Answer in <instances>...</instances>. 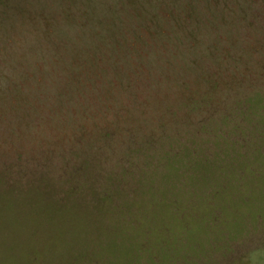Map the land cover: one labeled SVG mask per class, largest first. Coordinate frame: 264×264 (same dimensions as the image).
<instances>
[{"label":"rangeland","instance_id":"1","mask_svg":"<svg viewBox=\"0 0 264 264\" xmlns=\"http://www.w3.org/2000/svg\"><path fill=\"white\" fill-rule=\"evenodd\" d=\"M0 264H264V0H0Z\"/></svg>","mask_w":264,"mask_h":264},{"label":"trees","instance_id":"2","mask_svg":"<svg viewBox=\"0 0 264 264\" xmlns=\"http://www.w3.org/2000/svg\"><path fill=\"white\" fill-rule=\"evenodd\" d=\"M238 111H243V109L241 108V109H238V110H236V112H238ZM213 115V113H209L208 114V116H212ZM235 116V115H234ZM237 116H238V114H237ZM224 120V122L225 121H227V122H229V121H231V124H232V128L234 129V131H235V134L236 133H239V134H236L237 136H240L241 134H244V135H249V133H248V131L246 130V127L244 126V127H242L241 125H238L237 123V119L235 120V119H233L232 118V115L231 114H224V115H221L219 118H218V120ZM188 120V119H187ZM229 120V121H228ZM203 123V124H202ZM204 123H205V121H199L198 123H197V125L195 126V127H198V126H204ZM189 124H191V123H187V125H189ZM247 131V132H245V131ZM207 135L208 133L206 132V131H201L200 129L199 130H195L193 133H192V135H191V137L189 138V139H191L192 137L194 138V139H197V140H201L202 138H203V136L204 135ZM211 135H213V134H210V136ZM214 138H216V139H223V141H222V144H224V145H228V146H231L232 144H234L235 146H237V145H241V144H236V143H232V142H230L231 140H227L226 139V135L223 133H217L216 135H214ZM227 141V142H226ZM182 145V144H181ZM168 154H170V152L168 153ZM167 154V155H168ZM174 156H176V153L174 154Z\"/></svg>","mask_w":264,"mask_h":264}]
</instances>
